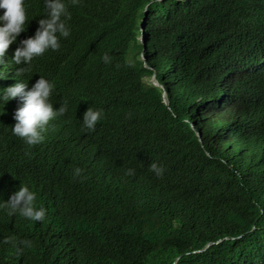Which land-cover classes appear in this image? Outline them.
Masks as SVG:
<instances>
[{
    "label": "trees",
    "instance_id": "trees-1",
    "mask_svg": "<svg viewBox=\"0 0 264 264\" xmlns=\"http://www.w3.org/2000/svg\"><path fill=\"white\" fill-rule=\"evenodd\" d=\"M79 1L65 18L70 35L27 72L54 78L57 106L68 103L66 123L52 125L60 139L14 144L0 125V264H264V0ZM129 42L139 71L128 67ZM142 73L167 85L169 105ZM97 102L103 118L86 129L83 112ZM195 104L215 105L200 119L228 142L185 130ZM103 124L118 131L102 136ZM96 135L118 139L104 167L93 162ZM76 136L60 155L61 139L67 148ZM22 187L42 221L7 206Z\"/></svg>",
    "mask_w": 264,
    "mask_h": 264
},
{
    "label": "clouds",
    "instance_id": "clouds-1",
    "mask_svg": "<svg viewBox=\"0 0 264 264\" xmlns=\"http://www.w3.org/2000/svg\"><path fill=\"white\" fill-rule=\"evenodd\" d=\"M79 3V0H0V125L10 127V129L3 130V134L7 135L2 136V139H7L14 144L19 143L22 139L29 146H51L60 139L52 130V125L66 123L69 111L68 103L63 101L60 106H57L53 94L55 87L53 81H56L54 78L49 79L40 75L34 81L27 72L31 70L32 63L36 62L38 58H42V55L48 53L50 49L58 50L62 45V37L70 35L69 24L65 22V18H70V14L77 10ZM142 39L145 40L146 37H142ZM131 44L129 42L127 48V62L130 69L133 66L129 59ZM80 50L81 47L72 54L75 62L69 58L74 66L71 70L72 75L70 73L66 75L70 74L74 81L73 73L79 72L80 66L77 64H81L79 62V59L82 58ZM43 59L46 58L43 57ZM102 60L105 63L110 61L107 53L104 54ZM148 77L154 79V82H146ZM140 79L149 86L160 87L162 90L161 100L169 105L170 97L167 85L163 84L156 74L143 73L140 75ZM198 101L201 102L200 99ZM227 102L246 117V114L240 111L239 108H244L239 106L238 102L235 100ZM106 106V110L110 109L109 113H112L115 103L107 98ZM214 106L212 104H195V111L194 109L190 110L188 114L184 115L183 124L186 131L189 128L199 137L204 135L208 138L209 143L215 141L217 144H223L228 142L227 138L222 137L225 131L218 128L215 123H211L212 120L209 122L200 119L203 117V112L212 115ZM104 112L105 109L98 102L91 107L88 106L83 112V127L94 130L96 123L103 118ZM194 113H197V116H194ZM59 118L61 121H58ZM129 118H131V114H129ZM64 124L60 128L55 125V128L62 131ZM204 126L210 127L212 131L207 132ZM113 131L118 130L109 124L102 125V136L114 133ZM106 138H100L99 143L96 135L90 141L93 162L99 167L108 165V154L114 150V144L118 141L117 138ZM79 142L80 140L76 136L66 148L61 139L59 146L63 148L59 149L60 155L66 156L67 150ZM149 167L156 176L164 175V166L159 162L154 160L149 164ZM82 172L83 169L76 167L73 170V175L80 177ZM125 174L134 176L136 172L134 168L130 167L126 169ZM35 201V193L27 187H22L10 195L7 206L13 213L19 212L20 215L28 219L42 221L46 211L42 207H37ZM210 244L208 243L206 247Z\"/></svg>",
    "mask_w": 264,
    "mask_h": 264
},
{
    "label": "rangeland",
    "instance_id": "rangeland-1",
    "mask_svg": "<svg viewBox=\"0 0 264 264\" xmlns=\"http://www.w3.org/2000/svg\"><path fill=\"white\" fill-rule=\"evenodd\" d=\"M129 59H130V62H131V64L133 65L132 67L135 69V70H137V71H139V68H137V66L135 65V60H134V57H133V53H132V51H131V57H129ZM143 74V73H142ZM144 79H145V76H144ZM146 82H154V79L152 80V79H150L149 77L148 78H146V80H145ZM233 107H234V105H233Z\"/></svg>",
    "mask_w": 264,
    "mask_h": 264
}]
</instances>
